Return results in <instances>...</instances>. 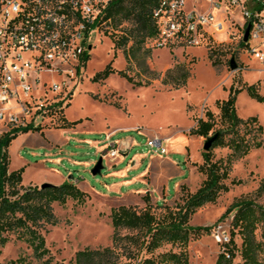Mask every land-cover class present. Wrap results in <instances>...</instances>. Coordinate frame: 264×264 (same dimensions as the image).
<instances>
[{
  "label": "rangeland",
  "instance_id": "rangeland-1",
  "mask_svg": "<svg viewBox=\"0 0 264 264\" xmlns=\"http://www.w3.org/2000/svg\"><path fill=\"white\" fill-rule=\"evenodd\" d=\"M184 3L186 12L194 11L201 15L211 13L217 21L225 20L227 31L210 37L215 48L224 52L218 67H214L208 59L209 50L205 48L207 41L200 46H189L178 41L167 46L155 45L157 48L152 50L149 66L161 75L152 85L134 88L117 73L103 82L95 83L93 78L107 66L117 72L127 69L122 51L114 50L106 29L101 28L90 36L89 59L82 69L75 68L70 62L67 66L63 65V70L55 71L54 74L42 73L38 86H35L28 97L25 98L22 92L20 94V98L27 101L21 106L24 110L17 109L14 103L8 105L16 108L10 111L16 113V126L33 123L34 126L40 125L44 131L43 136L39 133L23 134L19 142L10 145V169L22 170L23 165L18 162L20 158L31 164L30 167L23 168V184L36 187L43 184L54 186L51 182L56 181L57 177L46 170H59L64 177L71 178L68 182H76L78 189L88 195L86 203L81 206L72 201L64 207L55 205L59 225L50 228L45 236L53 264H69L76 252L87 247H110L113 240L112 222L109 219L112 210L120 206H133L141 210L146 208L142 197L132 195L120 199V196L111 194L104 186L116 181H126L129 185L136 179L139 183L133 184L127 190L123 189L124 195L127 191L137 192L142 189L141 184L148 180L147 167L150 158L154 155L147 144L149 141H160L166 150V154L160 157L162 160L158 157L155 164L160 175L158 182L166 183L168 190L166 198L163 197L164 200L158 204L175 206L184 193L182 187L188 193L194 194L205 180L198 174L196 165L203 164L202 154L206 141L190 136L196 119H205L208 111L217 118L219 111L216 103L227 100L233 86H254L258 95L264 98V66L245 48L239 46L243 30L239 9H220L217 12L210 10L209 4L201 0H184ZM247 7L251 8L253 4ZM24 59L28 60L29 56L25 55ZM231 60L237 64L235 72H232L231 64H228ZM176 64L190 65L191 79L185 87L173 89L163 86L161 79ZM129 75L135 78L136 74L130 72ZM54 84H57L58 89L53 88ZM59 102L62 103V113L57 112L50 116L51 112L46 111L44 117L35 116L38 107H50ZM236 111L243 120L257 118L264 128V102L253 100L246 90L238 93ZM8 114L9 112L5 114L6 121L0 122V137L11 128ZM62 117L67 122H78L70 128L76 132V140L86 139L95 145L106 146L93 150L89 143H77L75 140L65 143L63 136L66 132L59 128V119ZM261 139H264V134ZM47 141L51 145L57 144V147L50 149ZM122 141H131L133 144L129 151L125 154L120 152V157H117L125 163L110 165L109 161H116V158H110L109 154L112 150H122ZM104 151L105 158L96 154ZM228 153L227 149H217L214 156L220 160ZM49 155L51 158L56 157L63 165L47 162ZM100 158H103L104 169L100 175L92 176V170ZM44 161L47 163L43 165ZM86 161L92 163V167L84 168L80 165ZM134 163L137 164L133 167ZM124 171H127L128 177L124 178L120 174ZM179 171L186 176H180ZM113 172L118 177L107 178L106 175ZM185 179L187 181L179 185ZM263 182L264 149H257L234 163L230 178L225 182L229 191L222 194L215 204L199 209L190 220L192 227L211 230L189 244V264H216L218 256L224 252V244L231 238L233 215H228L225 219L222 217L241 198L252 200L264 208V193L258 194ZM150 204L156 209L157 202L152 197ZM260 233L258 229V241H261ZM235 245L239 250L241 241L238 237L235 238ZM19 258H27L31 264H43L35 261L31 249L25 243L18 242L10 243L2 251L0 264H9ZM261 259L264 264V255ZM235 263H241L238 253Z\"/></svg>",
  "mask_w": 264,
  "mask_h": 264
},
{
  "label": "trees",
  "instance_id": "trees-1",
  "mask_svg": "<svg viewBox=\"0 0 264 264\" xmlns=\"http://www.w3.org/2000/svg\"><path fill=\"white\" fill-rule=\"evenodd\" d=\"M161 1L112 0L99 20V26L106 29L114 50L122 51L127 69L117 72L107 66L93 78V82H103L117 73L134 88H145L160 79L161 75L153 71L148 62L159 42L160 21L155 13L161 7ZM262 9L263 6L258 8L259 11ZM239 46L246 49L242 41ZM205 48L209 50L211 64L218 67L224 52L215 48L211 38L207 40ZM88 59V54L82 58L84 61ZM130 72L136 74L135 78L129 75ZM191 76L190 65L176 64L161 81L163 86L176 89L185 87ZM243 90L253 100L264 102L254 86H233L228 99L216 103L219 116L216 118L208 111L205 119H196L190 132V136L212 142L208 152L202 154L203 164L196 165L198 174L205 178L198 190L190 194L182 187L184 193L172 207L156 204L155 209L147 193L142 197L146 206L143 210L133 206H120L112 210L109 217L113 228L112 245L99 249L87 247L76 252L69 264H189V244L211 230L192 227L191 218L199 209L215 204L222 194L229 191L225 182L229 180L235 162L257 149H264V139H261L264 128L258 119L243 120L237 115L236 101L238 93ZM48 110L50 116L62 113V103H53ZM59 121L62 130L78 124L67 122L64 117ZM30 133L43 136L44 131L40 125L30 123L10 128L0 137V255L10 243H25L35 261L53 264L45 236L50 228L59 225L55 205L64 207L72 201L81 206L86 203L88 195L72 181L48 188L25 186L22 178L24 169L10 171L11 143L18 136ZM217 149H227L229 153L224 159L217 160L214 156ZM263 193L264 182L258 190V194ZM228 215H233L231 238L224 244V252L218 256L216 264H236L237 253L241 259L238 264H263L264 208L252 200L241 198L233 203L222 219ZM258 229L261 231V241L257 240ZM236 237L241 241L239 250L235 245ZM9 264L31 263L27 258H19Z\"/></svg>",
  "mask_w": 264,
  "mask_h": 264
},
{
  "label": "built area",
  "instance_id": "built-area-1",
  "mask_svg": "<svg viewBox=\"0 0 264 264\" xmlns=\"http://www.w3.org/2000/svg\"><path fill=\"white\" fill-rule=\"evenodd\" d=\"M208 3L210 10L232 11L239 9L243 19V42L245 29L249 30L246 51L264 66V1L262 0H201ZM248 1V2H247ZM112 0H0V122L6 121L16 126V113L10 111L16 108L8 107L10 103L17 109L24 110L26 104L20 98L21 92L28 97L35 86H38L39 76L44 71L63 70V65L71 64L82 69L86 61L82 58L90 50L89 40L93 33L100 30L99 20ZM250 2V4H249ZM253 7L248 8L247 5ZM263 6L261 11L258 10ZM65 14H73L74 22L81 23L78 36H71V25L64 22ZM161 21L159 45H170L175 42L187 45L202 44L213 37L227 31L225 20L217 21L211 13L205 15L194 11L186 12L184 0H162L161 7L155 13ZM63 30L69 51L62 52V47H55L53 32ZM253 43V44H252ZM29 59L25 60L24 56ZM58 89L57 84L53 85ZM52 105H50L51 107ZM20 107V108H19ZM50 107H38L35 116L44 117ZM148 146L154 155L161 156L158 140H151ZM110 158L120 157V151H111Z\"/></svg>",
  "mask_w": 264,
  "mask_h": 264
},
{
  "label": "crops",
  "instance_id": "crops-1",
  "mask_svg": "<svg viewBox=\"0 0 264 264\" xmlns=\"http://www.w3.org/2000/svg\"><path fill=\"white\" fill-rule=\"evenodd\" d=\"M64 131L66 132V134H64V136H63V138L66 140L65 143H67L69 140H75L77 143H82V144L89 143V145H90L89 147H91L93 150H96V149L100 150V148H103V147L106 146V145H102V144H101V146L95 145L92 142L87 141L86 139H84L82 141L81 140H76L74 138L75 137V134L74 133H76L75 131H73L71 129L64 130ZM22 137H23V134L21 136L17 137V139H15L12 142V144L13 143H16V142H19L22 139ZM47 143H48L47 146L50 149H53V147H57V144H55V143H53L52 145L48 141H47ZM120 145H121V148L122 149H125L124 150L125 151L124 154L127 151H129L131 149V147L133 146V144H132L131 141L130 142L129 141H122ZM110 148H109V150H110ZM105 152L106 151L101 152V153L96 152V154L98 156L99 155H102V157L105 158V156H104V153ZM160 157L161 156H158V155L155 156V155H153L150 158L151 160H150V162L148 164V167H147V169H148V171H147V173H148V180H147V182L143 181V183L141 184L143 186V188L140 189V190H137V192L135 190H132V192L127 191V193H125V195H124V191H123V189H126L127 190V188H129L133 184H136L137 185L139 182L136 179L134 180V182L132 181L129 185L126 183V181H120V182H117L116 181V182H113L112 184L105 185L104 187L107 188V190L110 191L111 194L120 196L121 197L120 199H123L126 196H132V195L133 196H136V197H144V196L147 195V193H149L150 196L158 204L161 200L162 201L164 200L163 197L166 198V193L168 192V190L166 189V183H163V184H160L159 183L160 182V180H159L160 179L159 170H158V168L155 167L156 160H157V158L158 159H161ZM103 158H102V161H103ZM115 160L116 161L110 160L109 161L110 162V165L116 166L117 164L118 165H123L125 163L124 160H121V159H118V158H116ZM18 162L20 163L21 166L23 165V168H26V167H30L31 166V164L29 162H27L26 160L21 159V158L19 159ZM47 162H50L53 165H57V166H59V165L62 166L63 165V163L60 162L56 157L51 158L50 155L48 156ZM47 162L44 161L42 164L44 165ZM136 164L137 163H134L133 164V167ZM171 164H173V163H171ZM80 165H82V167H84V168L85 167H87V168L92 167V163H90L88 161H86L85 163H81ZM174 166H176V165H174ZM23 168H22V170H23ZM10 171H14V170L10 169ZM15 171H18V170H15ZM46 171H49V174L50 175L57 177V180L56 181L51 182L53 185L55 184L56 186L62 185L64 183L68 182L69 179H71V178L68 179L67 177H64L59 170H46ZM124 172H121L120 174H123L122 176H124V178L125 177H128L127 176V171L125 173ZM116 174L117 173L113 172V173L107 174L106 176H107V178H114V179H116V177H118V176H116ZM179 175L180 176H184V175L186 176V174H184V172H181V171H179ZM186 181H187V179H185L183 182H180L179 185H181L182 183H185ZM146 184H148V187L147 188H146ZM155 196H157V197H155Z\"/></svg>",
  "mask_w": 264,
  "mask_h": 264
},
{
  "label": "bare ground",
  "instance_id": "bare-ground-1",
  "mask_svg": "<svg viewBox=\"0 0 264 264\" xmlns=\"http://www.w3.org/2000/svg\"><path fill=\"white\" fill-rule=\"evenodd\" d=\"M64 22H67L68 25H71V36H78L79 32L81 31V23L74 22V15L73 14H65ZM159 28H161V21ZM53 38L55 47H62V52L69 51V44L63 45V41H65V32L63 30H54ZM198 46L199 44H194ZM44 73L51 75V71H44ZM160 144V154L165 155L166 150L163 148V144L159 141Z\"/></svg>",
  "mask_w": 264,
  "mask_h": 264
},
{
  "label": "water",
  "instance_id": "water-1",
  "mask_svg": "<svg viewBox=\"0 0 264 264\" xmlns=\"http://www.w3.org/2000/svg\"><path fill=\"white\" fill-rule=\"evenodd\" d=\"M264 1V0H263ZM249 30H250V28L248 27V28H246L245 29V31H244V33H245V36H244V39H243V42L244 43H247L248 42V39H249ZM230 64H231V70H232V72H235V71H237V64H235V62H234V60H231L230 61ZM211 144H212V142H211V140H208V141H206V143H205V145H204V152H208V150L210 149V147H211ZM120 152L122 153V154H124V149H122V150H120ZM104 169V167H103V161H102V158H100V160H99V162H98V164L93 168V170H92V176H98V175H100L101 174V171ZM50 185H48V184H43V185H41L40 187L41 188H48Z\"/></svg>",
  "mask_w": 264,
  "mask_h": 264
}]
</instances>
